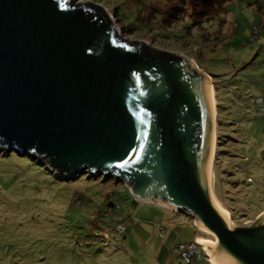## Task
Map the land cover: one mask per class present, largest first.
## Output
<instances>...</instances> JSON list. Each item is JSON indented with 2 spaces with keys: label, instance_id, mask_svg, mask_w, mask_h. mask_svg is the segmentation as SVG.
<instances>
[{
  "label": "water",
  "instance_id": "obj_1",
  "mask_svg": "<svg viewBox=\"0 0 264 264\" xmlns=\"http://www.w3.org/2000/svg\"><path fill=\"white\" fill-rule=\"evenodd\" d=\"M97 7L0 0V146L61 173L126 180L142 203L171 198L169 210L193 215L242 264H264V212L229 226L214 166L210 181L205 74L182 53L118 42Z\"/></svg>",
  "mask_w": 264,
  "mask_h": 264
},
{
  "label": "rangeland",
  "instance_id": "obj_2",
  "mask_svg": "<svg viewBox=\"0 0 264 264\" xmlns=\"http://www.w3.org/2000/svg\"><path fill=\"white\" fill-rule=\"evenodd\" d=\"M72 1L100 5L110 14L122 38L144 40L145 45L188 57L201 72L208 74L211 87L213 82L214 105L215 102L217 105L215 80L209 74L221 78L223 90L228 88L230 94L235 95L230 105L225 103L229 98L222 96L223 112L232 111L239 121L233 132L238 137H233L222 150H238L239 153H236L237 160L221 154L217 166V159H213L214 193L228 211L230 223L247 225L244 222L256 220L264 212V207L261 211L253 210L250 203L255 197L263 200L264 206V5L253 3L254 0H233L199 29L187 20L189 14L182 16L185 11H191L195 0ZM259 1L264 3V0ZM255 24L261 25L258 31ZM162 29L173 32L166 34L169 38L157 36ZM186 31L191 35L189 41L178 38ZM205 34L209 41H202L201 36ZM217 127L215 138L219 141ZM218 148L216 146V158ZM43 166L22 157H0V264H185L180 261L174 244L193 240L201 243L197 240L200 233L197 228L207 239L216 240L213 233L197 225L191 214L137 202L126 180L120 181L122 183L113 179L102 183L101 180L93 184L94 188H89L92 182L58 181L56 175L62 178L73 174H63L46 166L54 176ZM248 176L249 181L259 180L257 189L245 185L243 180ZM225 190L226 195L231 191L237 200L225 198ZM111 191L115 193L110 200H115L117 205L108 207L102 200ZM231 206L239 209L238 219L233 218ZM245 210L249 216L241 214ZM82 214L93 217L91 229L105 240L88 239V236L82 239L83 232L90 229L76 228L69 222L76 221L77 215L82 217ZM118 223L124 224L126 230ZM11 224L17 227L12 228Z\"/></svg>",
  "mask_w": 264,
  "mask_h": 264
},
{
  "label": "trees",
  "instance_id": "obj_3",
  "mask_svg": "<svg viewBox=\"0 0 264 264\" xmlns=\"http://www.w3.org/2000/svg\"><path fill=\"white\" fill-rule=\"evenodd\" d=\"M232 1L233 0H195L193 4L191 3L192 4L191 11L188 12V13H186L188 10L185 11V13L182 16H186V15L189 14V17H188L187 20L190 21V24L193 25V26H198L199 29H202L203 28V24H205V21H209V20L215 18L218 15L219 12H221L222 10H224V6L226 4L232 2ZM255 2H257L258 4H263L264 5V3H261L259 0H254L253 3H255ZM183 7L186 8L184 5H183ZM88 11H91L96 19H99L101 21H104V22L108 23L111 26L113 37L118 42L123 43V44L128 45V46H131V44L128 41L122 39L121 36L117 33V31L114 29V27H113L114 26V23L112 21V18L110 16V14H108L103 8H100V7H97L96 9L95 8H89ZM185 25H188V23H185ZM150 28L152 29V31H155V29L151 25H150ZM158 28H160V24H159V27ZM254 28H258V30H259L261 28V25L260 24H255V27ZM184 30H186V29H184ZM169 32H173V31H169V30L162 29V31H158V33L157 34L155 33V34L157 36H163V37L169 38V36L166 35V34H169ZM201 37L203 38L202 41H209L210 40V38L206 34L205 35H202ZM178 38H180V39L184 38V39L187 40L188 38H191L190 32H188V31L181 32L180 35L178 36ZM204 39H206V40H204ZM187 41H189V39ZM143 46L146 49H149L150 48L148 45H143ZM159 53L161 55H171V54L165 53V52H159ZM171 56H173L175 58L178 57L177 55L176 56L175 55H171ZM199 61H200V59H199ZM208 73H210V72H208ZM210 75L213 76V78L215 80L216 97H217V119H218L217 123H219V126H218L219 133L218 134H219V142H220V146L218 148L217 158H216L217 159L216 160V166H217V164H218L217 161L219 160V156L221 154H227V155H229L232 158L234 157V159L237 158V155L238 154H236V153H239L238 150H233V152H232V151H225V150H222V149L224 148L225 144H227L228 142H230V140H233V137H235V138L238 137V136H235L233 134V132H235V130H234L235 124L237 122H239V121L236 119V117H234L232 115V111L225 110L223 112V110L225 109V107L222 106V101H221L222 100V96H223L224 99L229 98V100H227L229 102H226V100H225V103L227 105L233 104V100H235V95L234 94H230L231 92L229 91L228 88H226V90H223L222 85L219 82L221 80L220 77L215 78L217 75H212L211 73H210ZM219 76H220V74H219ZM216 79H219V80H216ZM229 130H231L232 133H229L228 132ZM226 133H228V134L226 135ZM9 147H10L9 145H2V146H0V148L3 149L0 152V157L1 158L13 159V157L14 158H20V157H22V158H25V159L32 160L33 162H36L37 164H40L41 166H43L39 162V158H33V156L32 155H29V154H21L18 150H11V151H9ZM234 148L236 149V146H234ZM49 162L51 163V165L54 164L52 161H49ZM237 162H239V161H237ZM43 167L54 175V173L52 171H50L46 166H43ZM225 178L226 177H224V180L227 179V178L226 179ZM249 178H250V176L246 177L245 180H243V181H245V185H249V187L257 189V187H258L257 185H260V183L258 182L259 180L258 181L257 180L249 181ZM55 179L58 180V181H61V182H68V183H71L74 180L92 182L91 183L92 185L91 184L88 185V187L90 186L89 188H94L95 185H93V184H96V183L98 184V182L99 181L101 182V180H102V183H104L106 181H109V180H112V179L115 180L116 183H122L120 181H116L115 178L104 179L103 176H96V175H93V174H89L88 171H85L84 173H80L78 175H71L69 177L62 176V178L61 177H58L56 175L55 176ZM226 181H228V180H226ZM240 181L241 180H239V181H232V183L233 184H236V183H238ZM114 193H115V191H111L107 195V197L105 199L103 197L102 202L105 203L108 207L117 205L115 200H113V202L115 201L114 204L110 200L111 197H114ZM223 194H224L225 198H227L230 201H236L237 200V198H235L233 196L234 194L231 193V191L226 195V190H225V192H223ZM106 199H109V200H106ZM262 201L263 200H261V199H257L255 197H252L251 200H250V203L252 204L253 210H255V211H261L262 208L264 207ZM137 202L140 203V201H137ZM109 203L112 204V205H109ZM248 203L249 202H247V204ZM15 205L16 204H14L13 207H15ZM16 210H18V208ZM230 211L232 212V216H233L234 219H238L239 218V215L240 214H237L239 212V209L238 208H236L235 206H231L230 207ZM245 211L246 212H241V214L246 215V216H249L247 210H245ZM101 212H102V210L100 211V213ZM100 213L97 214V218H99V219H100ZM177 213L187 215L185 212H177ZM77 216H78V218H77L76 221L73 220V219H71L69 222L75 224L76 225L75 226L76 228H81V229L88 228V229H90V230H85L83 232L84 235H81L82 239H83V237L86 238L88 236V239H93V240L94 239H96V240L97 239L98 240H101L102 239V240H105L104 239L105 237H103V236H101L100 238H98V235L99 234L94 233L93 229H91L90 225L92 223L91 220L93 219V217L91 215H87V214H84L83 215L82 214V217H80L79 215H77ZM66 222H68V221H66ZM118 225H123L124 230H126V227H125L124 224H119L118 223ZM11 227L12 228H16L17 227V224H16V227H14V224H11ZM197 229L199 230V228H197ZM204 238H207V237L204 236ZM182 242H186V243L195 242V243H197L195 240L194 241H182ZM178 243H180V242H178ZM178 243H176V244H178ZM176 244H174V249L178 252L180 261L182 263H185V264H200L202 261H205L206 262L205 264H212L211 261L209 260V257L207 255V253H206L203 245H200V247H199V250L197 252L198 257H193L191 259V261L189 263H187L180 256V253H179L178 249L175 248Z\"/></svg>",
  "mask_w": 264,
  "mask_h": 264
},
{
  "label": "bare ground",
  "instance_id": "obj_4",
  "mask_svg": "<svg viewBox=\"0 0 264 264\" xmlns=\"http://www.w3.org/2000/svg\"><path fill=\"white\" fill-rule=\"evenodd\" d=\"M208 74H205V77L207 78L208 81V87H209V94H210V106H211V128H212V150H211V159H210V181H211V175H212V166H213V159H214V153H215V149L217 146V141L215 138V132H216V121H215V105H214V97H213V90L212 87L213 86V82H212V87H211V83L208 79ZM215 92V89H214ZM64 173V172H63ZM149 188V187H147ZM153 194L152 193H147L146 197L144 200L146 201H156L160 206L165 207V208H169V209H176V207L178 206V203L173 200V199H168V200H164L162 198H155L153 199ZM226 214H227V220H228V225H230L229 222V218H228V211L225 209ZM200 226L203 228V230H206L208 232H210L209 230H207L206 228H204L203 224L201 222H199ZM212 234V232H210ZM201 243L204 244L207 248V253L209 255V258L211 260V262H213L214 264H242L239 260H237L232 254H230L227 250H225L223 247L220 246L218 239L216 238V240H210V239H200ZM200 243V242H199Z\"/></svg>",
  "mask_w": 264,
  "mask_h": 264
},
{
  "label": "built area",
  "instance_id": "obj_5",
  "mask_svg": "<svg viewBox=\"0 0 264 264\" xmlns=\"http://www.w3.org/2000/svg\"><path fill=\"white\" fill-rule=\"evenodd\" d=\"M258 31V28H255ZM124 230V227H123ZM200 244L191 242H180L176 244L175 248L178 249L180 256L185 262L189 263L193 257H198L197 252L199 250Z\"/></svg>",
  "mask_w": 264,
  "mask_h": 264
},
{
  "label": "crops",
  "instance_id": "obj_6",
  "mask_svg": "<svg viewBox=\"0 0 264 264\" xmlns=\"http://www.w3.org/2000/svg\"><path fill=\"white\" fill-rule=\"evenodd\" d=\"M198 232H200V233H198L197 240L200 241V239H201V238L203 239L204 236H203V233H202L201 231L198 230ZM204 239H207V238H204ZM193 241H194V240H193Z\"/></svg>",
  "mask_w": 264,
  "mask_h": 264
},
{
  "label": "clouds",
  "instance_id": "obj_7",
  "mask_svg": "<svg viewBox=\"0 0 264 264\" xmlns=\"http://www.w3.org/2000/svg\"><path fill=\"white\" fill-rule=\"evenodd\" d=\"M198 244L202 245L201 243L198 242ZM207 252V251H206ZM210 260V259H209Z\"/></svg>",
  "mask_w": 264,
  "mask_h": 264
}]
</instances>
